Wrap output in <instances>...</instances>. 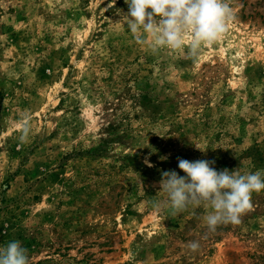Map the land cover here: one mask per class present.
<instances>
[{
	"label": "rangeland",
	"instance_id": "1",
	"mask_svg": "<svg viewBox=\"0 0 264 264\" xmlns=\"http://www.w3.org/2000/svg\"><path fill=\"white\" fill-rule=\"evenodd\" d=\"M228 2V31L192 60L187 38L137 43L125 0H0V247L29 264H264V190L214 233L202 206L153 208L178 157L264 170V0Z\"/></svg>",
	"mask_w": 264,
	"mask_h": 264
},
{
	"label": "clouds",
	"instance_id": "2",
	"mask_svg": "<svg viewBox=\"0 0 264 264\" xmlns=\"http://www.w3.org/2000/svg\"><path fill=\"white\" fill-rule=\"evenodd\" d=\"M128 12L124 24L139 44L149 43L155 54L161 49H185L195 60L204 45H212L227 31L234 19L228 0H125ZM150 10V11H149ZM19 141L27 143L31 134L30 115L21 118ZM198 148V147H197ZM199 149V148H198ZM178 159V168L161 171L160 192L166 200L154 201L156 211L170 210L179 215L190 209L203 207L204 220L209 232L220 225H239L241 217L253 208L252 194L264 190V170L241 174L223 169L217 171L215 161ZM147 163V161H146ZM149 167H152L150 163ZM199 242H190L192 252L199 250ZM0 264H29L28 250L19 241H10L0 247Z\"/></svg>",
	"mask_w": 264,
	"mask_h": 264
}]
</instances>
